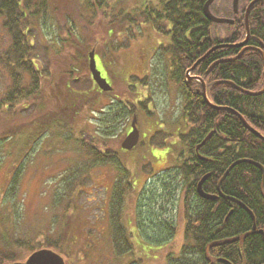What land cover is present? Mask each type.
Listing matches in <instances>:
<instances>
[{
  "label": "trees",
  "instance_id": "1",
  "mask_svg": "<svg viewBox=\"0 0 264 264\" xmlns=\"http://www.w3.org/2000/svg\"><path fill=\"white\" fill-rule=\"evenodd\" d=\"M89 1L86 0V6L91 14L97 12L98 7L105 3V0ZM203 2L204 0H160L157 7L149 5L146 6L145 11H141L152 21L162 19L170 25L166 30L170 38L166 48L170 54L169 78L177 85L182 98L181 115L185 122L190 123L187 132L180 134L187 156L183 157L184 152H181L182 158L179 165L180 179L185 184L182 183V187L186 188L180 201V204L183 203L184 217L187 219L184 242L178 257L173 258L171 253H168L167 264H228L226 261H217L218 258L227 259L230 264H264V239L260 235L257 239L255 235L249 233L252 224L264 232L262 170L254 163L240 162L230 169L217 189L218 180L223 172L238 159H249L264 169V141L251 133L237 115L226 109H214L209 106L204 100L199 81L187 82L186 80V70L191 68L209 49V38H212L211 22L202 14ZM263 5L264 3H256L253 6L248 27L249 33L264 38ZM46 6L45 0H0V26L6 29L10 37L8 49L0 55V67L5 69L11 80L0 100V109L5 103L11 110L8 113L19 117H22L24 110L30 111L29 124L33 125L34 119H40L41 132L54 128L57 135L63 133L65 140L76 145L75 151L93 158V164L89 168L113 163L116 156L110 155L111 151L106 144V138L116 134L118 126L115 123L111 105L104 106L98 115L90 109L94 116L92 120L95 128L102 136H99V139L82 134L84 132L78 137V132H75L71 125L86 104L90 106L93 101L97 103L98 96L104 93L97 89L96 85L92 88L93 79L87 67V53L92 47L98 51L99 41L89 44V48L83 52L85 39L77 34L67 21H62L60 26L54 29L55 35L52 42L47 41L51 48L50 50L44 48L43 65L38 63L40 59L35 53V37L33 36L36 35L38 42L43 43L45 40L41 22L46 14ZM155 27L158 30L161 29V26ZM80 28L82 29V26ZM79 31L81 32L80 29ZM244 35L245 28L241 20L234 25V30L228 37L238 41ZM248 40L252 42L251 36ZM237 52V49L210 52L191 70L189 75L200 77L204 81L206 96L212 104L237 111L251 127L264 136V92L257 96H250L241 90L259 91L264 86L260 54L247 50L243 51L237 59L222 61L215 66L211 64L219 57ZM103 71L109 73L106 68H103ZM46 81H53L55 84L67 87L66 103L62 102L61 96L60 102L53 106L52 111L47 108L43 100L45 92L42 86L47 84ZM108 94L112 97V93ZM35 107L39 110L35 112L38 117L32 116V112L34 115V111L37 110H34ZM123 114L124 109L120 108L116 121L121 119ZM211 131L209 139L200 144ZM121 172L125 173V170ZM207 173L209 177L203 182V187L207 192H213L212 194L216 195L215 199H205L200 196L199 198L195 191L197 181ZM72 179H76L75 176H72ZM164 180L165 183H161L165 185L159 183L164 189L161 201H158L157 196L152 198L153 202L160 207L147 209V216H149L147 221L160 225L159 229L154 228L150 234L154 232L158 236L162 234L172 238L175 227L171 226L166 217H162L167 213L165 203L170 200L165 193L170 195V192H174L175 186L172 187V185L175 182ZM75 183H72L71 191L80 185L79 180ZM69 184L67 183V186ZM127 184L129 182L126 181V176L122 180L117 178L109 198L108 223L114 253L117 256L129 251L131 247L127 239V230L120 222ZM16 186L17 175L14 174L10 178L3 202L9 194L13 196ZM172 194L170 197L173 199ZM140 195H143L142 190ZM140 202L144 204V201ZM66 208L67 206L64 213L68 210ZM139 210L142 215L140 220L137 216ZM142 210H144L143 206L140 209L136 207L135 223L139 230L138 234L150 237L145 235V215ZM149 228L151 230L152 226L149 225ZM245 233L243 249H240L238 241L232 242V240L242 237ZM170 237L167 240L171 239ZM63 240L62 236L57 241L52 240L47 244V248L60 252ZM164 240L161 239L160 242ZM16 244L19 248L31 249V252L36 250L31 248L29 241L18 240ZM9 252V249L0 250V264H6V259L12 262L22 259V256Z\"/></svg>",
  "mask_w": 264,
  "mask_h": 264
},
{
  "label": "rangeland",
  "instance_id": "2",
  "mask_svg": "<svg viewBox=\"0 0 264 264\" xmlns=\"http://www.w3.org/2000/svg\"><path fill=\"white\" fill-rule=\"evenodd\" d=\"M159 1L105 0L97 12L91 14L87 9L86 0H45L46 14L41 22L45 40L41 43L38 42L36 35L33 36L35 53L40 59L38 63L43 65L44 48L46 50L51 48L47 41L52 42L54 29L60 26L62 21H67L86 43L94 44L99 41L97 44L99 61L109 73L116 71L143 73L140 59L135 58L130 62L124 56L130 49L140 48L145 51V73H150L149 76L145 75V93L144 89L142 91L144 78L141 81L134 77H130L131 88L121 80L116 83L115 91L119 94L123 90L124 94L128 91L133 101L145 99L148 93L146 107L149 112H146L145 116L138 114L140 138L136 148L120 150L119 144L122 139L121 133L118 132L106 138L110 155L116 156L113 163L89 168L93 164V158L75 151L76 145L65 140L63 133L57 135L54 128L41 132L35 122L33 125L28 123L30 111L24 110L22 117L15 116L8 113L11 110L4 103L0 109L1 251L9 249L11 253L22 256L19 261H23L31 253V249L19 248L16 244L18 240L29 241L31 248L38 249L47 248L48 243L52 240L57 241L62 236L63 244L60 252L57 250L56 252L63 257L65 264H167L168 253H171L173 258L178 257L184 242L182 230L185 223L177 213L179 199L186 190L182 187V183L184 184L182 180L175 181L173 199L169 196V202L165 203L167 213L162 217H166L172 227L177 225L173 237L168 236L171 239L167 240L166 235L158 236L154 232L150 234L154 228L159 229L160 225L147 221L149 218L147 209L160 207L152 198L157 196L158 201H161L164 193L162 185H165L161 182L168 174L174 175L172 168L175 165V155L182 151L183 157H187L180 134H185L190 127V123L185 122L181 115L182 98L179 89L168 76L171 70L170 54L166 49L168 35L164 36V33L166 34L170 25L162 19L152 21L141 12L149 5L157 7ZM220 2L226 3L227 0ZM242 3L245 4V0H242ZM157 25L161 26L160 30L156 29ZM214 27L220 36L228 30L225 25ZM9 38L6 29L0 26V55L8 49ZM157 42L161 45L157 46ZM150 43L152 48L149 47ZM162 43L166 45L165 48ZM87 46L88 44L85 50ZM118 55H121V61L115 59ZM127 65L128 68L124 71ZM10 82L9 74L0 67V100ZM97 100L99 102L93 110L95 115L110 104L111 95L104 92ZM135 109L142 108L135 106ZM83 110L85 111L83 115L76 117L77 119L71 123L74 131L78 132V137L88 134L99 139L100 135L93 123L94 116L90 108ZM181 121L185 123L181 125ZM12 130L14 131L11 132ZM143 131L145 169L141 168ZM165 151L168 153L163 154ZM152 154L163 155L154 157ZM120 169L125 170V173ZM14 174L17 175L16 190L13 196L9 194L3 202L10 178ZM72 176L76 179H72ZM125 176L129 184L124 192L120 222L127 230V239L131 247L129 251L117 256L114 253L108 223L109 198L115 180L125 179ZM66 177L70 179H65ZM78 180L80 185L71 191L72 183L76 184ZM144 181L145 194L141 196ZM67 183L70 184L67 186ZM165 196H168L167 192ZM137 198L139 200H136ZM143 200L144 205L140 202ZM171 200L173 202H170ZM65 206L66 210L68 209L66 213ZM137 206L139 209L144 207L145 235L150 237L132 232L137 227L135 223ZM137 216L140 220L142 216L140 210ZM149 225L152 226L151 230ZM161 239L165 240L160 242ZM8 260L5 262H12Z\"/></svg>",
  "mask_w": 264,
  "mask_h": 264
},
{
  "label": "flooded vegetation",
  "instance_id": "3",
  "mask_svg": "<svg viewBox=\"0 0 264 264\" xmlns=\"http://www.w3.org/2000/svg\"><path fill=\"white\" fill-rule=\"evenodd\" d=\"M205 1L206 0H204V2ZM232 1L233 0H227V2L224 3V2H220V0H213L211 2V4L209 5V10L211 11L212 14H214L217 17H223V18L231 20L230 23H227V22L226 23H213V22L210 21L211 25H212L210 27L211 33H212V35H211L212 38L211 37L209 38V44H210L209 49L213 48L211 53L214 52V51H220V50H224V49H231V50L232 49H237L238 52L237 53H233V54L228 55V56L219 57V58L213 60L211 64H214L213 66L218 65L219 64L218 61L221 60V59H224V58L236 57L235 59H237V58H239L241 56L243 51L250 50L252 52L260 54L261 59H262V63H263V68H264V56H263V54H264V38L262 36H258V35H254V34L252 35L251 33H249V27H248V37H247L246 42L242 46H236V45L245 39L246 29H245V35H244V37L241 40L234 41V40H232V38L228 37V35L231 34V32H233L234 25L238 21L242 20L243 24H244V28H245L246 9H247L248 4L252 0H245V4L242 3V0H238L237 7L235 9H234V7L232 5ZM204 2H203V4H204ZM256 3H264V0L257 1L251 6V8L249 9V12H248V19H249V16H250V12H251V10L253 9V6ZM262 8H264V5L262 6ZM202 14H203V12H202ZM263 15H264V13H263ZM262 16H260V17H262ZM263 18H264V16H263ZM214 25H218V26L225 25V26H227L228 30H227L226 33H223L220 36L218 34V31L214 27ZM167 35H168L167 33L166 34L164 33V36H167ZM250 36L252 38V40H251L252 42H249V40H248ZM169 43H170V38H169V35H168V39L166 41V45H169ZM87 44L89 45L90 43L84 44L83 52H85V46ZM162 44H163V48H165L166 45H164V43H162ZM158 45H161V43L157 42V46ZM149 47L152 48L151 43H150ZM87 48H89V47L87 46ZM90 51H93V53H94V56H95V59H96V62H97V68L101 71V75L103 77H105L107 82L111 85V90L110 91H106V93L107 92L108 93L109 92L112 93V97H111L112 100L110 101V104L112 106L111 110H113L112 114H113V117L115 118V123L118 124V126L116 128V134L118 132H120L121 133L120 139H123L131 131V127H130L131 126V122L133 121V118L135 117V126H136V129L138 130V141H139V138H140L139 137L140 136V129H139L140 123H139V119H138V114L141 113V115L145 116L146 112H148L147 107H146V102L149 100V94L148 93L146 94L147 97L145 99H142V100L139 99L138 101L137 100L133 101V98L131 99V97H130L131 94L128 91H127V93L124 94V90H123V92L121 94H119L117 91H115V86H116V83H118L119 81L122 80V82H125L127 84V86L130 87L131 80H132V78H130V77L139 78L141 81L144 78V80L142 81V83L144 85L142 87V91L144 89V93H145V75L149 76V74H150V73H145V51H142L140 48L138 50L130 49L124 55V56L127 57V61H130V62L132 61V59H135V58L140 59L142 61L141 67H142V72L143 73H128V72H126L125 69L128 68V65L124 68L125 73H120V72H117V71H116V73L115 72H113V73H104L103 68H105V67L99 61L100 57L98 55V51L94 47H92L91 50L88 51V53ZM88 53H87V55H88ZM147 56H149V54H147ZM120 57H121V55H118V56H116L115 59L116 60L119 59V61H121ZM87 67H88V64H87ZM168 76L170 77V73H168ZM190 76L192 77L194 75L191 74ZM46 78H47V76H46ZM46 83H47L46 85L42 86V89L45 92L43 100L45 101V104L48 106L47 108L52 111L53 110V106L60 102L61 96H62V102L66 103L65 99H66V94H67L66 93L67 87H62V86H60L58 84H55L53 81H50V82L46 81ZM91 85H92V88H93V85H96L93 80H92V84ZM96 87H97V85H96ZM97 89H99V88L97 87ZM148 90H150V89L148 88ZM98 102L99 101H97V103ZM97 103L95 101H93V102H91L90 106H88L86 104L82 108V110L78 113V116L83 115V111H84L83 109L84 108L85 109L86 108H90L92 110H95L94 106H96ZM135 106H137V108H142V109L141 110H137V109H135ZM120 108L124 109V114L123 115H125V116L122 115L121 116L122 118L118 119L116 121V119L119 117ZM34 110H36V111H34ZM34 110H33L34 113L39 111L37 107H35ZM32 116L38 117V114L35 113L33 115V112H32ZM78 116H76V117H78ZM33 122H35L34 124L39 125L40 119H34ZM182 123H185V122L181 121L180 124L183 125ZM156 130H157V128L154 131H156ZM159 130L162 131V129H159ZM171 135H173V134H171ZM142 144H143V146H142L141 157H142L143 163H142V167L141 168L145 169V131H143ZM136 146H137V144L134 147L136 148ZM134 147L132 149H134ZM181 152H178V154L175 155V165H174V168H172L173 169L172 170L173 173L176 174V175L170 176V174H168L167 177L164 178L165 179L164 181L171 180V182H175L176 180H178L179 182H181L182 179H180L181 178V176H180L181 173H180V170H179V165H180V160H181L180 159ZM166 153H168V151H165L163 154H166ZM163 154H159L157 156L153 155V154L152 155L154 157H161ZM164 170H161V171H164ZM163 183H165V182H163ZM175 185H176V182L172 185V187H174ZM203 186H204V183L202 184V189H203V191L205 193H207V194H212L213 193V192H207L206 190H204ZM141 190L145 194V181L143 183V186H142ZM195 191H196V194L199 197L200 195L197 192V183H196ZM172 193L173 192H170V195ZM170 195L168 194V196H170ZM194 198H196V197H194ZM201 198H203V197H201ZM225 198H229V197L225 196ZM136 200H139V199L137 198ZM143 201L145 203V200H143ZM180 201H181V198L179 199V202H178L177 213H179L180 218L182 217L185 220L184 227H183V230H182V235L184 236L185 224L187 222V219L184 217V206H183V203L180 204ZM163 210H164V208H163ZM143 211L144 210H142V213H143ZM251 226H252V228L249 230V233L252 234V235H255L256 236L255 238H257V239L259 238L258 235H260L264 239V232L260 231L261 229H259V228L253 229V224ZM176 231H177V225L175 226V233H176ZM132 232L138 234L139 230L136 227V228L133 229ZM245 236H246V233L242 237H237L238 240L237 239H233L232 242L238 241V248L243 249V244H244V238L243 237H245ZM231 259H233V258H231ZM217 261H226V263L230 264V262H228L227 259L218 258Z\"/></svg>",
  "mask_w": 264,
  "mask_h": 264
},
{
  "label": "water",
  "instance_id": "4",
  "mask_svg": "<svg viewBox=\"0 0 264 264\" xmlns=\"http://www.w3.org/2000/svg\"><path fill=\"white\" fill-rule=\"evenodd\" d=\"M213 0H206L202 6V12L205 18H207L209 21L213 22V23H230L231 20L223 18V17H217L214 14L211 13V11L209 10V5L211 4ZM260 0H252L246 9V16H245V29H246V36L245 39L243 41H241L240 43H238L236 46H242L248 37V12L249 9L251 8V6ZM237 2L238 0H233L232 1V5L234 7V9L237 7ZM213 50V48H210L209 50H207L193 65L191 68L186 70V80L187 82H191L192 80H197L201 83V89H202V95L204 97V100L206 101V103H208L209 106H211L214 109H226L228 111H230L231 113L237 115V117L240 119V121L242 122V124L253 134H255L258 138H260L261 140L264 141V136L262 134H260L257 130H255L253 127H251L249 125V123H247V121L244 119V117L239 114L237 111L228 108V107H222V106H216L214 104H212L209 99L206 96V88H205V83L204 81L197 76H190L189 73L191 72V70L202 60V58H204L206 55H208L211 51ZM264 56V54H263ZM236 57L233 58H227V59H221L218 62H222V61H231L233 59H235ZM88 69L90 72V75L93 79V81L95 82V84L97 85V87L101 90V91H110L111 90V85L107 82L106 78L103 77L101 75V71L97 68V62L94 56L93 51H90L88 53ZM263 77H264V68H263ZM243 92H245L246 94L250 95V96H257L260 95L261 93L264 92V86L262 87V89H260L259 91H247V90H243L241 89ZM131 131L121 140L120 142V148L128 151L131 150L138 142V130L136 129L135 126V117L133 118V121L131 122ZM212 131L209 132L205 138L201 141L200 144H203L207 139H209L210 135H211ZM199 144V145H200ZM240 162H250V163H254L255 165H257L263 172V176H262V180L264 182V169L262 168L261 165H259L258 163H255L249 159L246 158H242V159H238L236 161H234L221 175V177L218 180L217 183V189H219V185L221 183V181L226 177V175L228 174V172L230 171V169H232V167H234L236 164L240 163ZM209 177V173L203 175L199 181L197 182V192L198 194L205 198V199H215L216 195L214 194H207L203 191L202 189V184L203 182L206 180V178ZM222 195V194H220ZM223 197H225L224 195H222ZM252 218H254L252 216ZM253 229H255V225L253 224ZM262 231V230H260ZM6 264H65V261L63 259V257L58 254L57 252L53 251L52 249L49 248H41V249H37L32 251L26 258L24 261H15V262H10V263H6Z\"/></svg>",
  "mask_w": 264,
  "mask_h": 264
}]
</instances>
